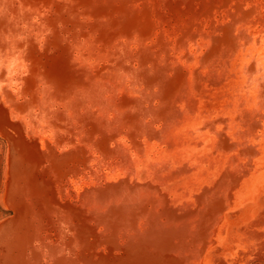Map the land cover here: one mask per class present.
I'll use <instances>...</instances> for the list:
<instances>
[{
    "label": "rangeland",
    "instance_id": "obj_1",
    "mask_svg": "<svg viewBox=\"0 0 264 264\" xmlns=\"http://www.w3.org/2000/svg\"><path fill=\"white\" fill-rule=\"evenodd\" d=\"M11 1L0 264H264V0Z\"/></svg>",
    "mask_w": 264,
    "mask_h": 264
},
{
    "label": "bare ground",
    "instance_id": "obj_2",
    "mask_svg": "<svg viewBox=\"0 0 264 264\" xmlns=\"http://www.w3.org/2000/svg\"><path fill=\"white\" fill-rule=\"evenodd\" d=\"M5 1L8 2V0H5ZM9 1H10V0H9ZM14 1H16V0H12V1H11V2H12V7L15 5V4H14ZM19 1H20V0H19ZM19 1H18V2H19ZM11 2H10V4H11ZM20 2H21V1H20ZM28 2H29V1H28ZM15 3H16V2H15ZM29 3H32V2H29ZM35 3L38 4L39 1H38V2H35ZM35 3H34V5H35ZM4 4H5V3H3V5H4ZM13 4H14V5H13ZM17 4H18V3H17ZM32 4H33V3H32ZM21 5H22V3H21ZM21 5H20V6H21ZM4 6H6V4H5ZM16 6H17V5H16ZM38 6H39V5H38ZM38 6H36V7H38ZM10 7H11V5H10ZM33 7H34V6H33ZM14 8H15V7H14ZM14 8H13V9H14ZM16 8H17V7H16ZM8 9H9V8H8ZM13 9H12V10H13ZM25 9H26V7H25ZM33 9H34V8H33ZM14 10H15V9H14ZM14 10H13V11H14ZM24 11H25V10H24ZM11 12H12V11H11ZM13 13H14V12H13ZM12 16H13V15H12ZM136 17H137V16H136ZM139 17H140V16H139ZM11 21H12V20H11ZM0 23H2V22H0ZM6 24H7V23H6ZM0 26H3V25L1 24ZM17 27H18V26H17ZM20 27H22V26H19V28H20ZM30 27H31V26H30ZM37 27H38V26H37ZM2 28H3V27H2ZM4 28H5V27H4ZM9 28H10V27H9ZM31 28H33V27H31ZM12 29H14V27H13ZM17 29H18V28H17ZM8 32H9V31H8ZM33 32H34V31H33ZM20 33H21V32H20ZM1 34H2V33H1ZM11 34H12V33H11ZM1 36H2V35H1ZM16 37H17V36H16ZM7 38H8V37H7ZM29 41H30V40H29ZM29 41H28V42H29ZM12 46H13V45H12ZM0 48H1V47H0ZM6 48H8V47H6ZM17 49H18V48H17ZM26 49H27V48H26ZM0 50H1V49H0ZM27 50H28V49H27ZM0 52H1V51H0ZM12 53H13V52H12ZM0 54H1V53H0ZM6 56H7V54H6ZM10 56H12V55H10ZM260 90H261V89H260ZM262 90H263V89H262ZM261 92H262V91H261ZM59 93H60V91H59ZM259 96L261 97V94H260ZM57 99H58V98H57ZM263 99H264V98H263ZM263 99H262V100H263ZM257 100H260V98L257 97ZM36 101H37V100H36ZM44 102H45V101H44ZM253 102H255V101H253ZM257 102H258V101H257ZM255 103H256V102H255ZM47 104H48V103H47ZM70 104H71V103H70ZM45 105H46V104H45ZM48 105H50V104H48ZM101 105H103V104H101ZM70 106H72V104H71ZM17 107H18V106H17ZM47 107H48V106H47ZM99 107H100V106H99ZM103 107H105V106H103ZM103 107H102V108H103ZM258 107H259V105H258ZM17 109H18V108H17ZM99 109H100V108H99ZM257 109H258V108L256 107V109H254V110H256V111H260L259 109H258V110H257ZM21 110H22V109H21ZM100 110H103V109H100ZM115 113L118 115L117 112H115ZM18 137H19V136H18ZM20 148H21V147H20ZM22 149H23V147H22ZM25 149H27V148H25ZM239 150H240V149H239ZM239 150H238V151H239ZM18 152H19V151H18ZM29 152H30V151H29ZM241 152H242V150H241L239 153H241ZM33 153H34V152H33ZM45 153H46V152H45ZM48 153H49V152H48ZM48 153H47V154H48ZM15 154H16V152H15ZM49 154H50V153H49ZM40 155H41V154H40ZM40 155H39V157H40ZM43 156H44V154H43ZM41 157H42V155H41ZM41 157H40V158H41ZM47 157H49V156L47 155ZM15 158H16V157H15ZM33 158H34V157H33ZM20 159H21V157H18V158H17V161H20V162L22 163V159H21V160H20ZM25 159H26V158H25ZM25 159H24V160H25ZM36 159H37V157H36ZM43 159H44V158H43ZM50 159H51V158H50ZM50 159H49V160H50ZM51 160H52V159H51ZM53 160H55V158H54ZM53 162H54V161H53ZM24 164H25V163H24ZM24 164H23V165H24ZM37 164H38V163H37ZM24 166H26V165H24ZM16 180H17V183H18V180H19V179H16ZM16 180H15V181H16ZM19 183H20V182H19ZM29 188H30V187H29ZM30 190H31V192L33 191L32 189H30ZM36 191H37V190H36ZM34 193H35V192H33V194H34ZM36 194H37V193H36ZM34 195H35V194H34ZM37 197H38V194H37ZM13 229H14V228H13ZM16 230H17V229H16ZM15 232H16V231H15ZM12 233H13V232H12ZM10 234H11V233H10ZM11 235H12V234H11ZM9 236H10V235H9ZM14 236H15V235H14ZM9 253H10V252H9ZM5 255L7 256V253H6ZM11 256H12V255H11ZM11 256L9 255V258H10ZM12 257H13V256H12ZM12 257H11V258H12ZM2 258L4 259V257H2ZM11 258H10V260H11ZM13 258H14V257H13ZM16 258H17V256H16ZM18 258H19V257H18ZM7 259H8V257H7ZM7 259H6V260H7ZM11 261H14V260H11ZM19 262H20V261H19ZM11 263H12V262H11ZM13 263H14V262H13ZM13 263H12V264H13ZM20 263H21V262H20ZM5 264H6V263H5ZM7 264H9V263H7ZM15 264H16V263H15Z\"/></svg>",
    "mask_w": 264,
    "mask_h": 264
}]
</instances>
